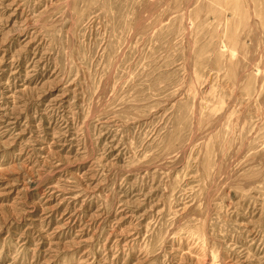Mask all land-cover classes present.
I'll return each instance as SVG.
<instances>
[{
  "label": "rangeland",
  "instance_id": "374dc122",
  "mask_svg": "<svg viewBox=\"0 0 264 264\" xmlns=\"http://www.w3.org/2000/svg\"><path fill=\"white\" fill-rule=\"evenodd\" d=\"M0 264H264V0H0Z\"/></svg>",
  "mask_w": 264,
  "mask_h": 264
}]
</instances>
